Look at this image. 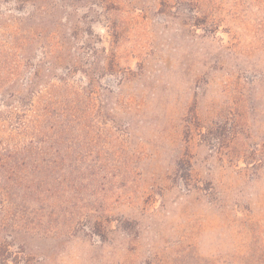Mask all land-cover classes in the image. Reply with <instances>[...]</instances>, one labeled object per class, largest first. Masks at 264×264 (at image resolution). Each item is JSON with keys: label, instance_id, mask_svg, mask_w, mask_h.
Here are the masks:
<instances>
[{"label": "rangeland", "instance_id": "1", "mask_svg": "<svg viewBox=\"0 0 264 264\" xmlns=\"http://www.w3.org/2000/svg\"><path fill=\"white\" fill-rule=\"evenodd\" d=\"M0 264H264V0H0Z\"/></svg>", "mask_w": 264, "mask_h": 264}, {"label": "trees", "instance_id": "2", "mask_svg": "<svg viewBox=\"0 0 264 264\" xmlns=\"http://www.w3.org/2000/svg\"><path fill=\"white\" fill-rule=\"evenodd\" d=\"M51 93V92H50ZM52 94V93H51ZM53 95V94H52ZM42 100L43 99H40L38 102H36L34 104V107H33V111L35 112V115H34V122L32 124V126L34 127H37L38 125V122H40V120L38 119L39 118V115L37 113V111H39L41 109V104H42ZM46 109H50V106L47 105V108Z\"/></svg>", "mask_w": 264, "mask_h": 264}]
</instances>
